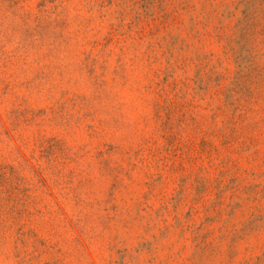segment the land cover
<instances>
[{"label":"rangeland","instance_id":"374dc122","mask_svg":"<svg viewBox=\"0 0 264 264\" xmlns=\"http://www.w3.org/2000/svg\"><path fill=\"white\" fill-rule=\"evenodd\" d=\"M0 264H264V0H0Z\"/></svg>","mask_w":264,"mask_h":264}]
</instances>
